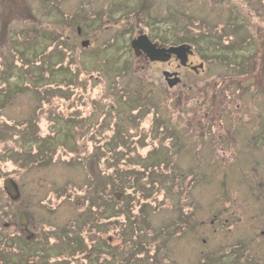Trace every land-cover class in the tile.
<instances>
[{"label": "rangeland", "instance_id": "rangeland-1", "mask_svg": "<svg viewBox=\"0 0 264 264\" xmlns=\"http://www.w3.org/2000/svg\"><path fill=\"white\" fill-rule=\"evenodd\" d=\"M141 33L189 44L204 69L135 55ZM176 68L190 89L167 85ZM228 94L233 135L195 124ZM258 127L264 0H0V254L14 264H264Z\"/></svg>", "mask_w": 264, "mask_h": 264}, {"label": "flooded vegetation", "instance_id": "flooded-vegetation-1", "mask_svg": "<svg viewBox=\"0 0 264 264\" xmlns=\"http://www.w3.org/2000/svg\"><path fill=\"white\" fill-rule=\"evenodd\" d=\"M190 56H191V54L188 55V61L185 65H181L179 60L176 58L175 55H172L169 58V60L166 62H170V61L174 60V61L179 63L177 68L183 67V68L193 70L195 72H198L199 70H203L204 69L203 63L201 62L202 64L200 63V65H197V66L192 65L191 61L189 60ZM193 67H195V68H193ZM177 68L174 71H171V73H176L180 78V82H178L176 85H182L184 88L190 89L191 85H188L185 82H182L183 81V73ZM176 85H174V86H176ZM218 95L215 98V103L217 101H219ZM227 96H228V100L226 101V106H224V107L219 106V107H217V109L216 108L215 109H203L202 111L201 110L198 111V118H197V121L195 122V124L198 123V125H201V123H202L201 120L207 119L208 121H210L212 130L221 131L222 133L225 131L226 137H228V134L233 135V132L231 131V129L233 130L234 127H231L227 123V120L230 119L229 117L234 118V120L238 119V117L242 114V109H239L238 104L236 106V109L233 107V105L231 103L233 100V95L228 94ZM250 134L252 135L251 143H253V145H255V144L257 145L258 143H260V145L258 147V151L262 152L261 156L259 155V152H257L255 154L256 159L258 160V162H257L258 165L260 166L262 163L261 173L258 174V176H260V182H259L258 187L260 188V186L264 187V127H258V128L253 129ZM220 145H223V144L222 143L217 144V146L215 148H217V147L220 148ZM220 149H222V148H220ZM258 176H256V177H258ZM262 204L264 205V200H263ZM260 232H261L260 234H262L264 237V230H261ZM28 239H30V238H28ZM18 240L20 241L21 247L23 248L20 251H22L23 253H24L25 245L26 246L30 245L35 241L34 238H31L30 240H27V241H26V239L25 240L24 239H18ZM30 262L33 263L34 261L33 262L30 261Z\"/></svg>", "mask_w": 264, "mask_h": 264}, {"label": "water", "instance_id": "water-1", "mask_svg": "<svg viewBox=\"0 0 264 264\" xmlns=\"http://www.w3.org/2000/svg\"><path fill=\"white\" fill-rule=\"evenodd\" d=\"M89 40H82L81 45L86 47ZM131 47L135 55L140 56L144 54L151 61H167L171 55H175L181 65L187 63L188 54L191 53V46L189 44L183 43L179 45L171 46H160L156 42H152L147 34L141 33L131 40ZM195 68V67H193ZM169 87L177 84L180 79L176 73H169L167 71L163 72ZM116 198L119 199L121 194L116 193Z\"/></svg>", "mask_w": 264, "mask_h": 264}, {"label": "trees", "instance_id": "trees-1", "mask_svg": "<svg viewBox=\"0 0 264 264\" xmlns=\"http://www.w3.org/2000/svg\"><path fill=\"white\" fill-rule=\"evenodd\" d=\"M3 2V1H2ZM3 12V11H2ZM2 16H4V14H2ZM4 26H5V24H4ZM3 26V27H4ZM3 30V29H2ZM4 34H5V32H4ZM6 35V34H5ZM114 197L116 198V196L114 195ZM109 204H111L112 205V208H113V206L115 205V204H118V203H113V202H109ZM88 221V220H87ZM87 223V222H86ZM85 223V224H86ZM100 229H104L103 227L102 228H100ZM111 236V235H110ZM77 240H80L81 241V239H80V236H75L72 240H71V242L72 243H74V244H72V245H74L75 247L73 248V250L74 251H78V252H80V251H82V249L81 248H78L79 247V243H77ZM27 241V240H26ZM84 242V241H83ZM21 248V247H20ZM87 253H89V252H87ZM86 253V254H87ZM96 253V255H98V251H96L95 252ZM76 254H79V253H76ZM5 254H0V264H14L15 262H11V260H8L7 258H6V256H4ZM71 256V255H70ZM36 258H41V257H39V256H36ZM38 259L36 260V262L38 261ZM72 259V258H71ZM56 261H57V259H55L54 260V262H49L48 261V259H47V256H46V258L44 259V260H42L41 262H40V264H57L56 263ZM75 261V259L74 260H72L71 262H74ZM104 264H106V263H104Z\"/></svg>", "mask_w": 264, "mask_h": 264}]
</instances>
